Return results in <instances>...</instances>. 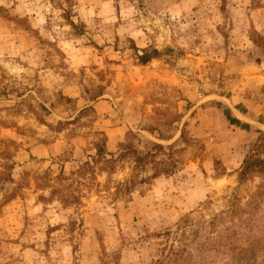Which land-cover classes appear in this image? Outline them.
I'll list each match as a JSON object with an SVG mask.
<instances>
[{
	"label": "rangeland",
	"instance_id": "1",
	"mask_svg": "<svg viewBox=\"0 0 264 264\" xmlns=\"http://www.w3.org/2000/svg\"><path fill=\"white\" fill-rule=\"evenodd\" d=\"M263 138L264 0H0V264H264Z\"/></svg>",
	"mask_w": 264,
	"mask_h": 264
},
{
	"label": "trees",
	"instance_id": "2",
	"mask_svg": "<svg viewBox=\"0 0 264 264\" xmlns=\"http://www.w3.org/2000/svg\"><path fill=\"white\" fill-rule=\"evenodd\" d=\"M159 51L153 50H145L144 54L140 56V60L143 64H147L149 61H151L153 58H155V55L158 54ZM264 142V138H263ZM155 148L159 150H164V146L162 145H156ZM264 154V144L261 145V151L254 152L252 154H249L245 157L243 166L241 169V176L243 178L247 177V175L252 174L256 171L258 172H264V158L261 157L262 153ZM105 153L103 147H99V156L103 155ZM131 153L136 157L135 162L138 164L142 161H146L150 157V153L147 154V159L141 155V153L138 151V149L131 148ZM89 164V163H88ZM159 175H161L159 172L155 173L154 177L157 178Z\"/></svg>",
	"mask_w": 264,
	"mask_h": 264
},
{
	"label": "crops",
	"instance_id": "3",
	"mask_svg": "<svg viewBox=\"0 0 264 264\" xmlns=\"http://www.w3.org/2000/svg\"><path fill=\"white\" fill-rule=\"evenodd\" d=\"M107 102H99L97 105L100 107L101 105L103 106V107H107ZM122 130H123V128H117V130H115V131H109V136H110V143L111 144H114V142L116 141V138L114 137V136H116L117 135V133L118 132H122ZM49 152V150H44V149H42V148H34L33 149V153H38V152H43V156H45L46 155V153H44V152ZM48 154V153H47Z\"/></svg>",
	"mask_w": 264,
	"mask_h": 264
}]
</instances>
